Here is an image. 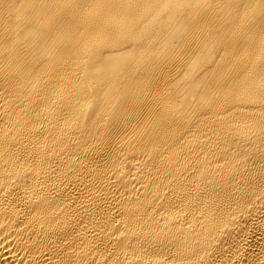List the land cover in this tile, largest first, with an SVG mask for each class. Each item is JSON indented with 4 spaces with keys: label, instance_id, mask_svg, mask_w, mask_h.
Segmentation results:
<instances>
[{
    "label": "bare ground",
    "instance_id": "bare-ground-1",
    "mask_svg": "<svg viewBox=\"0 0 264 264\" xmlns=\"http://www.w3.org/2000/svg\"><path fill=\"white\" fill-rule=\"evenodd\" d=\"M0 264H264V0H0Z\"/></svg>",
    "mask_w": 264,
    "mask_h": 264
}]
</instances>
